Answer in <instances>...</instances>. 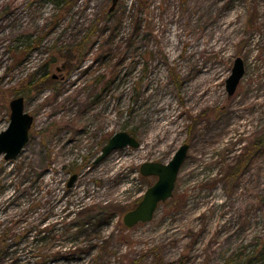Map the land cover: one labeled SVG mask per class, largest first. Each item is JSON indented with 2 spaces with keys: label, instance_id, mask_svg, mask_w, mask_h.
<instances>
[{
  "label": "rangeland",
  "instance_id": "obj_1",
  "mask_svg": "<svg viewBox=\"0 0 264 264\" xmlns=\"http://www.w3.org/2000/svg\"><path fill=\"white\" fill-rule=\"evenodd\" d=\"M58 8L0 0V133L15 97L34 117L20 154H0V264H245L264 244V0ZM120 131L141 145L95 163ZM184 143L173 197L126 226L157 180L141 164Z\"/></svg>",
  "mask_w": 264,
  "mask_h": 264
},
{
  "label": "water",
  "instance_id": "obj_2",
  "mask_svg": "<svg viewBox=\"0 0 264 264\" xmlns=\"http://www.w3.org/2000/svg\"><path fill=\"white\" fill-rule=\"evenodd\" d=\"M117 1L113 0V6ZM244 72V61L241 57H238L234 62L231 75L226 80L227 91L230 95L235 92ZM10 107L9 126L0 133V154H4L7 160L15 159L28 143L34 120V117L25 109L23 96L13 98ZM140 145L141 142L128 131L117 132L103 146L101 153L94 162H100L116 149L126 146L137 148ZM188 150L189 144L184 143L168 163L147 161L141 164V174L156 176L157 180L145 191L137 206L124 214L123 222L126 226L132 227L140 222L151 221L159 204L173 197L178 174L188 155ZM77 176V174L71 176L68 186L73 185Z\"/></svg>",
  "mask_w": 264,
  "mask_h": 264
},
{
  "label": "trees",
  "instance_id": "obj_3",
  "mask_svg": "<svg viewBox=\"0 0 264 264\" xmlns=\"http://www.w3.org/2000/svg\"><path fill=\"white\" fill-rule=\"evenodd\" d=\"M55 3L57 4V6L59 7V11L62 10H68L71 9L73 7V5L75 4V2L77 0H54ZM141 3H143V0H137ZM90 34H86L85 37L79 41L78 43H76L72 48H69L67 50V54L69 53H73V56L76 57L77 60L81 61L84 58V54H85V47L87 46L88 42L90 41ZM37 45L40 44V41L36 42ZM264 258V244L256 249L252 255L249 256V259L245 261V264H253L256 261H260Z\"/></svg>",
  "mask_w": 264,
  "mask_h": 264
},
{
  "label": "bare ground",
  "instance_id": "obj_4",
  "mask_svg": "<svg viewBox=\"0 0 264 264\" xmlns=\"http://www.w3.org/2000/svg\"><path fill=\"white\" fill-rule=\"evenodd\" d=\"M225 203V199L222 201V204H224Z\"/></svg>",
  "mask_w": 264,
  "mask_h": 264
},
{
  "label": "flooded vegetation",
  "instance_id": "obj_5",
  "mask_svg": "<svg viewBox=\"0 0 264 264\" xmlns=\"http://www.w3.org/2000/svg\"><path fill=\"white\" fill-rule=\"evenodd\" d=\"M156 177V176H155Z\"/></svg>",
  "mask_w": 264,
  "mask_h": 264
}]
</instances>
